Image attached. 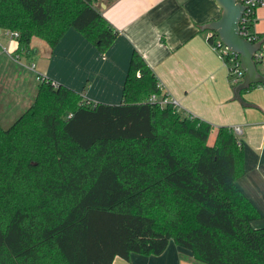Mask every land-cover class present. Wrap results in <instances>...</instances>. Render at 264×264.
<instances>
[{"label": "trees", "instance_id": "trees-1", "mask_svg": "<svg viewBox=\"0 0 264 264\" xmlns=\"http://www.w3.org/2000/svg\"><path fill=\"white\" fill-rule=\"evenodd\" d=\"M95 1L0 0V30L17 32L24 52L33 36L53 47L69 28L104 51L116 31ZM52 81L0 126V264H111L170 241L201 264H264V226H253L262 214L236 183L244 158L232 127L150 102L160 89L135 52L118 104Z\"/></svg>", "mask_w": 264, "mask_h": 264}, {"label": "crops", "instance_id": "crops-1", "mask_svg": "<svg viewBox=\"0 0 264 264\" xmlns=\"http://www.w3.org/2000/svg\"><path fill=\"white\" fill-rule=\"evenodd\" d=\"M97 3L116 31L104 51L69 28L53 48L33 36L24 52L10 31L0 30V112L6 113L1 121L10 126L16 118L8 120L9 113L30 106L40 83L37 75L68 86L92 103L118 104L131 55L138 53L157 84L177 100L179 112L213 126L240 129L237 139L244 148L245 170L236 183L264 218V85L255 84L239 96L235 94L237 84L232 82L229 63L213 49L210 31L205 28L220 17L221 9L214 0H98L94 5ZM251 31L264 33V6L256 9ZM66 51L83 69L70 71L62 58ZM259 53L257 69L264 75V41ZM111 264L201 263L189 249L170 241L159 255L131 253L128 259L116 256Z\"/></svg>", "mask_w": 264, "mask_h": 264}, {"label": "water", "instance_id": "water-1", "mask_svg": "<svg viewBox=\"0 0 264 264\" xmlns=\"http://www.w3.org/2000/svg\"><path fill=\"white\" fill-rule=\"evenodd\" d=\"M221 9L218 19L206 23L205 28L214 32L220 41L230 50L239 55L240 66L243 70L241 81L235 86V94L253 84L264 85V75L259 72L255 62V52L260 50L261 41L251 42L238 31V19L243 6L236 0H214Z\"/></svg>", "mask_w": 264, "mask_h": 264}, {"label": "built area", "instance_id": "built-area-1", "mask_svg": "<svg viewBox=\"0 0 264 264\" xmlns=\"http://www.w3.org/2000/svg\"><path fill=\"white\" fill-rule=\"evenodd\" d=\"M243 6V11L238 19V31L244 36L247 40L254 42L255 35L251 31V28L255 22V11L257 8L264 6V0H236ZM11 35L17 37V32H10ZM208 38H212V46L219 55L225 59L227 63H229L228 69L229 74L231 76L233 84H238L243 77V70L240 66L239 55L232 50L228 49L219 39V37L212 31H210ZM261 55L257 51L255 52V58H259ZM17 59V57H16ZM30 69L34 70V64L30 65ZM37 79L39 81L46 80V77H42L37 75ZM53 85H56L57 82L52 81ZM160 89V95L152 94L149 97L150 102H157L160 105L170 104L174 108H178V102L173 97L168 96L163 89L158 84ZM236 136L240 133V129L238 127L233 128ZM240 144V142L238 141Z\"/></svg>", "mask_w": 264, "mask_h": 264}, {"label": "rangeland", "instance_id": "rangeland-1", "mask_svg": "<svg viewBox=\"0 0 264 264\" xmlns=\"http://www.w3.org/2000/svg\"><path fill=\"white\" fill-rule=\"evenodd\" d=\"M96 6L98 7L99 5H98V3L96 4ZM44 43V42H43ZM47 43V42H46ZM48 44V43H47ZM48 48L50 47V48H53V47H51L49 44H48V46H47ZM33 49H35V48H33ZM35 55V53L33 52V57H35L34 56ZM62 58L63 59H65V60H67L68 62L67 63H69V67H70V71H73V69L74 70H77V67L78 68H81V69H83V65H81V63H79L78 61H76L75 63H74V61L72 60V59H74L73 57H71L70 55H68V52L66 51L65 52V55H63L62 56ZM65 62V61H64ZM68 65V64H67ZM72 68V69H71ZM74 72V71H73ZM63 73L64 74H67V71L64 69V71H63ZM68 78H66V80H67ZM69 83H72V81L73 80H67ZM61 82V81H60ZM66 82V81H65ZM61 83H63V82H61ZM65 84V83H64ZM22 113V111L20 112V113H9V117H8V120L9 119H11V118H17V116H19V115H17V114H21ZM12 114V115H11ZM16 114V115H15ZM6 115V113L3 115V113H1L0 112V117L1 116H5ZM12 116V117H11ZM16 116V117H15ZM4 118V117H3ZM2 119H0V125L1 126H3L4 128H6L8 125H6L7 124V122L8 121H4V122H2L1 121ZM253 137V136H252ZM213 139H214V132L210 135V137H209V141H208V143H212L213 142ZM254 144V143H253ZM243 151H244V148H243ZM244 170H245V167H244ZM149 213L152 215V216H154L156 219H157V221H158V223L159 224H162V221L164 220V217H166V212L164 211V209L163 208H160V207H158V206H153V207H151L150 209H149ZM253 226L254 227H259V226H264V218H261V219H259V220H256V221H254L253 222Z\"/></svg>", "mask_w": 264, "mask_h": 264}]
</instances>
